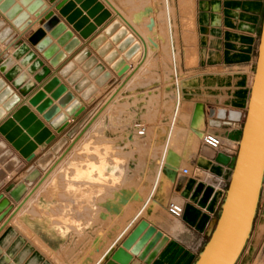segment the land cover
<instances>
[{
    "label": "crops",
    "instance_id": "0c3cea01",
    "mask_svg": "<svg viewBox=\"0 0 264 264\" xmlns=\"http://www.w3.org/2000/svg\"><path fill=\"white\" fill-rule=\"evenodd\" d=\"M42 1L46 5V10L42 12L38 18L29 14L28 17L31 24L21 33L0 13V19L4 20L6 25L9 26L16 35L8 46L5 47L0 43V58L3 55L10 57L15 51L13 48L14 44L17 41H22L28 46L29 51L34 53L35 59L42 63L41 69L32 73L27 72V68L31 63L25 65L27 68H20L19 74L22 73L26 75L24 84L31 82L33 85V88L26 96H22L18 89H15L11 83L6 81L4 76L0 74V78L6 82V86L10 87L13 95L17 96L19 99V102L14 105L12 109L9 111L4 109V116L0 119V124L6 119H9L18 108L27 106L30 112L55 135V138L48 145H37V149L33 152V160L27 163L18 152L4 140V137L0 135V142H3L6 149L10 150L13 156L17 157L21 164L24 165L17 173H15L14 170L11 173H5V177L2 180L4 188L8 186L14 188L29 171L37 169V160L40 159L44 153L48 152L57 141L66 139L67 144L55 155V159L49 167L45 171H40V178L38 181L43 178L40 183L37 184V181L35 183V185L37 184L36 186L33 185L28 187L27 192L21 199L22 201L27 195L24 202L20 203V201L16 203L10 200L12 209L0 222V239L8 228H12L18 236L22 237L26 243L33 247L34 251H39L38 253L45 261H48L50 264H57L56 261L51 259V256L59 257L60 255L54 253L48 245L46 246H48L51 252L47 253V251L40 248L37 242H44V244H46L45 241H61L67 236L68 226H84L85 224L98 226L100 224L99 214H94V209H99L100 206L98 200L97 202L94 200V194L100 189H104L105 186H102L99 181L103 180L106 176L119 177L125 175V164L128 159V155H126L128 153L122 152L119 156H116L105 152L106 148H115L114 145L116 142L112 140L123 137L127 139L128 145H132L135 140L138 142L147 140L148 131L157 133L154 131L153 127L148 128V130H146L145 127L147 131L145 138L138 136L136 132H134L133 136L129 133L124 135L123 132L130 129L124 122L127 120L130 122L129 114L133 112L135 114L133 122L143 123L145 126L140 116L143 110H145V86L141 85L144 84V79H148L150 76V71H147L149 67H154L157 62L164 65V63H166V61H164L165 58L172 56V42L169 40L167 30L168 22L165 21L162 10L159 11L151 0H140V5L136 7H134V3H136L137 0H98L104 8L110 12L111 17L102 25L96 27V30L87 39H82L78 33L72 29V26L58 14L55 6L62 0H54L52 3L50 0ZM15 4H17V1H15ZM215 5H218L217 9L214 8ZM78 8L79 5L76 4V9ZM21 10L25 12L24 8ZM48 12H52L53 15L57 16L60 23L66 26V30L72 33L73 38L79 41L78 47H76L72 53L68 54L65 51V47L68 43L58 45V39H50L51 44L56 46L58 52L65 56V60L57 68H53L49 64V61L42 57V54L37 52L25 38L27 32H34L41 28L44 16ZM194 13V32L198 41L196 43L197 55L194 58L195 62L192 71L187 73L197 72L200 76H197V78L194 76L192 80L188 78L185 97L188 102H193L195 104L189 114L181 113L179 115V119L186 125V128L180 127V129L184 131L192 129L195 132H201L202 130L203 133L215 135L222 145L221 154L232 158L236 155L238 149L243 119L250 94L264 13V0H195ZM84 14L85 12H83V15ZM113 21H118L120 25L128 31V34L141 46V57L139 61L137 63H134L132 60L128 61L127 66H129V70L121 76L113 73L110 67L105 64L103 58L99 57L96 51L89 46L90 42L98 35H102ZM89 22L92 23V19H89ZM150 22L154 23L150 24ZM45 36L50 37L48 32H45ZM110 39V37H105L106 42H110ZM116 48L117 46L112 44V49L116 50ZM83 49L88 50L90 56L96 59L97 64H101L105 71H109L112 74V78L109 82L102 88H97L96 93L92 95L93 101L90 104L83 101L80 95L73 91V87L68 85L65 79L58 75V70L68 62L73 63V58ZM156 53L158 54L156 55ZM122 56V53H119V57L121 58ZM190 60L192 59L188 61ZM18 64V61H14V66ZM83 64L84 63H74L75 71L80 72L83 78L88 79L90 86H95V81L89 79L88 73L82 71L81 66ZM136 66H138L137 70L131 75V72ZM43 68L48 70V74L37 78L39 72ZM142 74L145 76L141 77ZM52 78H57L60 85H63L67 92L84 107V111L77 118L68 116V126L60 134H56L49 124L42 119V116L35 111L34 107L28 104V99L37 91L42 90ZM191 81L193 82L191 83ZM115 82L119 83L113 86ZM49 96L50 94H46V98H49ZM168 102L169 101L163 102V108L166 112L168 111ZM52 103L56 105V101H52ZM119 104L125 108H119ZM156 104L157 97L152 96L150 101H148L147 112L144 115V118L151 122L155 119L156 110L154 106ZM2 106L3 105L0 104V109ZM211 110L213 111L212 116H210ZM220 110L239 112L241 114V119L239 122H229L227 119L220 120L217 117ZM59 111L60 114H65V109L60 108ZM198 111L202 113L203 122L201 128L195 130L192 127V121L195 114L199 113ZM122 113L124 114L122 115ZM87 114H90V117L84 122L83 126L76 132L73 138H68L67 134L71 132ZM116 125L120 126L117 128H120L122 135L116 137L111 134L112 137H108L107 132L105 134L104 130L111 126L115 127ZM121 126L124 127L121 128ZM85 131L86 133H84ZM29 139L30 142H32V138ZM121 142L124 144V140H120V143ZM73 144L72 150L67 153L66 151L69 150ZM91 144L92 146L90 149L93 150V153H96L95 151H101L103 156L102 159L109 163L99 164L101 158L96 154H92L89 159V161H91L89 171L80 168L70 172L64 170L63 166L73 155H76L77 160H79V151L88 148ZM182 153H185V155L181 157L178 167L171 168L172 172L175 173L174 175H170L172 177L171 180L167 178L168 174H165L163 171L164 168L168 166L162 165L160 181L155 190V193L162 192V183L164 181H170L169 191L173 200L169 202L183 203L184 211L180 219L172 218L167 212V205L169 202L165 206V211L172 220L177 221L179 224L176 222L168 223L164 220L163 217L165 213H163V211L161 215H155L156 220L154 221L161 226L147 219H143L150 226H153L157 231L161 232L163 236L168 238L167 243L151 264H194L205 245V238H207L211 232V225L219 215L225 196V185L228 184L230 179L231 170L228 166L216 162V157L219 153L214 152L202 144L195 154L196 157L192 159H189V151ZM82 155H84V153ZM59 157H61V159L53 166L54 162L56 159H59ZM137 157V160H145V157L141 154L137 155ZM165 158L166 157L163 158V163ZM115 160L124 163L122 168L119 169L118 174H116V172H114V174L111 172L110 162H114ZM186 162L188 163L187 167L181 166ZM107 165L108 168H106ZM3 166L4 165L0 163L1 171L3 170ZM50 166L53 167L51 168ZM182 169L188 170L190 176L178 178L177 174L180 173ZM204 174H210L221 179V187L214 189L212 186L198 181L192 176ZM4 188L0 191V194L3 193L4 196H7L4 193ZM260 198L259 200H261ZM56 206H58L60 210L61 208H65L66 210H64L63 213H56L54 210ZM73 208L78 210H74L68 215L65 214L66 211L72 210ZM107 208H109V206ZM84 209L86 211H84ZM157 209L158 203H153L149 211L154 210V213H156ZM85 212H87V214H85ZM140 221H142V219L137 221L130 228L129 232L120 242L114 244L106 258L100 264H104L110 258L113 252L121 246L122 242ZM83 236L84 233L81 234V237H78L77 241L83 240ZM88 237L91 238L90 236ZM91 241L93 244L97 242L98 245V249H95L93 257L101 256L106 243L99 245L100 239L98 234L92 237ZM7 249L0 246V258L3 256L7 257ZM14 259L15 256L8 258L9 264H13ZM129 264H144V262L137 257H133Z\"/></svg>",
    "mask_w": 264,
    "mask_h": 264
},
{
    "label": "water",
    "instance_id": "95a60500",
    "mask_svg": "<svg viewBox=\"0 0 264 264\" xmlns=\"http://www.w3.org/2000/svg\"><path fill=\"white\" fill-rule=\"evenodd\" d=\"M50 1L52 3L54 0ZM76 4L79 5L78 9ZM22 8L25 12H22ZM55 9L82 39H87L96 27L102 25L111 16L98 0H62L56 4ZM45 10L46 5L42 0H0V13L20 33L31 24L29 14L38 18ZM83 12H85L84 15ZM89 19H92V23ZM45 32H48L50 37H46ZM15 36L5 21L0 19V43L8 46ZM105 37H110V42H106ZM25 38L53 68H57L65 60V56L51 44V38L58 39V45L68 43L65 47L68 54L79 45V41L73 38L72 33L66 30V26L60 23L58 17L52 12L44 16L40 29L27 32ZM112 44L117 46L116 50L112 49ZM89 46L118 76L127 70L125 64L127 60L137 62L141 56L139 43L135 42V39L118 21H113L102 35H98L90 42ZM13 48L15 51L10 57L3 55L0 58V74L15 89H18L22 96H26L33 85L31 82L24 84L26 75L19 74L20 66H14V61L19 60L23 66L31 63L27 68L28 73L41 69L42 63L35 59L34 53L30 52L28 46L22 41H17ZM119 53L123 55L121 58ZM74 63H84L81 69L88 73L89 79L95 81V86H90L89 80L75 71ZM46 74L48 70L43 68L37 78ZM58 75L65 79L66 83L73 87V91L79 94L87 104L93 101L92 95L96 93L97 88H102L112 78V74L105 71L101 64H97L96 59L91 57L86 49L81 50L73 58V63L68 62L60 68ZM46 94H50L49 98H46ZM52 101H56V105H53ZM18 102V97L13 95L12 89L7 87L6 82L0 78V104L3 105L0 109V119L4 116V109L9 111ZM28 104L34 107L56 134H60L68 126V116L77 118L84 111V107L67 92L63 85H60L57 78H52L42 90L29 98ZM60 108L65 109V114H60ZM212 115L211 110L210 116ZM89 117L90 114H87L67 134L68 138H73ZM217 117L220 120L239 122L241 114L220 110ZM0 135L27 163L33 160V152L37 149V145H48L55 138V135L30 112L27 106L18 108L9 119L0 124ZM29 138H32V142ZM66 144V139L57 141L37 160V169L29 171L14 188H4L2 180L5 173L13 170L17 173L24 165L13 156L10 150L6 149L3 142H0V163L4 165L3 170H0V191L4 188V193L7 195L0 194V222L12 209L10 200L20 202L28 187L35 185L40 178V171H45L49 167L55 155ZM216 162L228 166L231 170L230 179L219 217L194 264H236L252 230L264 178V13L238 149L232 158L218 154ZM167 241L166 236L142 220L104 264H129L133 257H137L144 264H151ZM0 246L4 249L8 248L7 257H1L0 264H9L8 258L14 255L13 264H50L12 228L5 231L0 239Z\"/></svg>",
    "mask_w": 264,
    "mask_h": 264
},
{
    "label": "rangeland",
    "instance_id": "374dc122",
    "mask_svg": "<svg viewBox=\"0 0 264 264\" xmlns=\"http://www.w3.org/2000/svg\"><path fill=\"white\" fill-rule=\"evenodd\" d=\"M151 1L156 5L159 11L162 10L165 21L168 22L167 30L169 34V40L172 42V56L165 58L164 61H166V63H164V65H161L160 62H157L154 67H149L147 71H150V76L148 79H144V84L141 85L145 86V110H143L144 113L142 112L140 116L145 123L146 130H148V128L150 127H153L154 131H156L157 133L148 131L147 140L142 142H138L135 140V142L133 141L132 145H128L127 139H124L123 137L120 139L118 138L117 140H112L116 142L114 145L115 148H106L105 152L107 154L109 153L116 156H119L122 152L128 153L126 154L128 155V159L125 164V175L119 177L106 176L103 180L99 181L102 186H105L104 189H100L97 193L94 194V200L96 202L98 200L100 205L99 209H94V214H99V218L101 221L100 224L98 226L87 224H85L84 226H68L67 236H65L61 241H45L46 244H44V242H37L38 245H40V248L47 251V253L51 252V250H49L48 248L49 246L54 253L60 255L59 257L51 256V259L53 261H56L57 264H100L106 258L108 252L114 246V244L120 242L129 232L130 228L140 219H147L148 221L161 226L154 221L156 220L155 215H161L162 211L163 213H165L163 217L164 220H166L168 223H178L177 221L172 220L165 211L166 204L169 201L173 200L169 191L170 181H164L162 183V192L155 193V190L158 187L160 181L163 158L166 157L168 153H174V155L177 157L176 161L178 162L177 159H181V157L185 155V153L182 152L185 151H189L188 155H191L189 159L196 157L195 154L201 147V139L204 134L202 130L201 132H195L192 129H189L187 131L181 130L180 127L186 128V125H184V123L179 119V115L181 113L189 114L195 104L193 102H188L185 97L188 78H191L192 80L194 76L195 78H197V76H200L197 72L187 73L192 71V67L194 66L195 62L194 58L197 55L196 43L198 41L197 36L194 32L195 0H193L192 10L190 8V11L181 6L180 0ZM140 3L141 1L137 0V2L134 3V7L139 6ZM181 10L182 14H188L189 11L190 15L185 14L183 15L184 18H182L183 16L180 13ZM184 20L185 22L190 21V26L186 25L187 22H184L183 24ZM190 28L192 30H190L189 32L188 29ZM185 37L187 38L185 39ZM190 48L194 49L192 50L194 51V57L192 60L186 61L187 59L185 57V51ZM157 54L158 53H156V55ZM137 68L138 66L133 69L131 75L134 74V71H136ZM144 76V74L141 75V77ZM192 82L193 81H191V83ZM118 83L119 82H115L113 86L118 85ZM152 96L157 97V104L154 106V109L156 110L155 119L151 122L144 118V115L147 112L148 101H150V98ZM166 101H169L167 103V112L163 108V102ZM119 105V108H125L121 104ZM123 114L124 113H122V115ZM129 116L130 122L129 120H127L124 122V124L126 126H129L130 129L126 130L123 133L124 135L126 133H129L133 136L135 132L133 122V120L135 119V114L131 112ZM202 122L196 123L193 118V129H200ZM117 127L120 126L116 125L115 127L111 126L109 128H106L104 130V133L106 134L107 132L108 137H112V135H115L116 137L121 136L122 132H120V128ZM122 127L124 126H121V128ZM86 131L84 133H86ZM142 137L145 138L146 136ZM120 140H124V144H122V142L120 143ZM74 144L70 147L69 150L66 151L67 153L72 150ZM91 146L92 144L88 148L79 151V160H77L76 155H73L71 159H69V161H67V163H65V165L63 166L64 170L70 172L72 170L80 168L89 171V165L91 163L89 159L91 158L92 154H96L97 156H99V158H101L99 164L102 165L104 163H109L102 159L103 156L101 154V151H95L96 153H93V150L90 149ZM83 153L84 155H82ZM139 154L145 157V160H137V155ZM60 159L61 157H59V159H56L53 166ZM164 162L167 165L169 164V162L166 161V158ZM110 163V167L112 170L111 172L113 174L114 172L118 174L119 169L122 168L124 164L123 162L117 160ZM181 166L187 167L188 163L186 162ZM106 168H108V165L106 166ZM42 179L43 178H41L37 182V184L40 183ZM260 194L261 200H259L258 202L250 236L236 264H264V181ZM26 198L27 195L20 203L24 202ZM153 203H158V209L156 213H154V210L149 211ZM108 206L109 208H107ZM54 210L56 213H63L66 209L61 208L60 210L59 207L56 206ZM74 210L78 209L73 208L72 210L66 211L65 214L68 215ZM84 211L86 210L84 209ZM85 214H87V212H85ZM82 233H84L83 240H80L78 242L77 239L79 236L81 237ZM97 234L99 235L100 239L99 245L106 243V246L101 256L93 257L95 249H98V245L97 242H94L93 244L91 238ZM88 236H90L91 238H89ZM209 236L205 238L206 241Z\"/></svg>",
    "mask_w": 264,
    "mask_h": 264
},
{
    "label": "built area",
    "instance_id": "2783aa9c",
    "mask_svg": "<svg viewBox=\"0 0 264 264\" xmlns=\"http://www.w3.org/2000/svg\"><path fill=\"white\" fill-rule=\"evenodd\" d=\"M135 132L138 136H143L145 132V126L143 123H134ZM201 144L211 150H213L216 153L221 154L222 151V145L220 143V140L211 133H204L201 139ZM179 177H187L190 176V173L186 169H182L180 173L177 174ZM195 179L198 181H202L205 184H208L212 186L214 189H218L222 185L221 179L212 176L210 174H204V175H192ZM227 185H225V191L227 189ZM184 211V204L183 203H176V202H169L167 205V212L168 214L175 219H180L183 215ZM217 220V219H216ZM216 220H214L213 224L211 225V232L214 228V225L216 223ZM210 232V233H211ZM210 235V234H209Z\"/></svg>",
    "mask_w": 264,
    "mask_h": 264
},
{
    "label": "bare ground",
    "instance_id": "6f19581e",
    "mask_svg": "<svg viewBox=\"0 0 264 264\" xmlns=\"http://www.w3.org/2000/svg\"><path fill=\"white\" fill-rule=\"evenodd\" d=\"M206 1V0H205ZM201 2V1H200ZM180 3H181V6L182 7H184V8H186L187 10H189L190 11V8H191V10H192V5H193V0H180ZM214 8L215 9H217L218 8V5H215L214 6ZM153 9V8H152ZM221 9V8H220ZM223 10V9H222ZM189 11H188V14H189ZM182 12V10L180 11V13ZM187 12V11H186ZM219 12V11H218ZM220 13V12H219ZM182 14V13H181ZM185 14H187V13H185ZM185 14H182V16L183 15H185ZM187 14V15H188ZM195 14V13H194ZM217 14V13H216ZM190 15V14H189ZM181 16V17H182ZM210 16V15H209ZM222 16V15H221ZM111 17V16H110ZM189 17V16H188ZM191 17V16H190ZM182 18H184V16L182 17ZM137 19V18H136ZM151 20V19H150ZM195 20V19H194ZM137 21V20H136ZM144 21V20H143ZM138 22V21H137ZM184 22H185V20L183 21V24H184ZM187 22V21H186ZM185 22V23H186ZM216 22H218V21H216ZM152 22H150V24H151ZM154 23V22H153ZM152 23V24H153ZM212 23V22H211ZM157 24V23H156ZM190 21L189 22H187V26H190ZM184 26V25H183ZM185 30V29H184ZM189 30V32H190V30H192L191 28L190 29H188ZM192 32V31H191ZM209 32V31H208ZM188 34V33H187ZM222 34V33H221ZM191 35V34H190ZM195 36V35H194ZM223 37V36H222ZM187 37H185V39H186ZM189 38V37H188ZM195 38V37H194ZM217 38V37H216ZM184 39V40H185ZM191 39H192V37H191ZM136 42V41H135ZM187 42V41H186ZM194 42V41H193ZM150 43H151V40H150ZM192 43V42H191ZM153 45V44H152ZM194 45V44H193ZM139 46H140V44H139ZM6 47V46H5ZM189 47V46H188ZM191 47V46H190ZM11 48V47H10ZM9 48V49H10ZM8 49V50H9ZM7 50V51H8ZM31 50V49H30ZM192 50H194V49H188L187 51H185L186 53H185V57H186V61H188L189 59H193V57H194V51H192ZM12 51V50H11ZM140 51H141V46H140ZM141 57V56H140ZM15 61H18V65L20 66V68L21 69H23V68H27V66H23V65H21L20 64V61L19 60H15ZM128 61H131V60H127L126 62H125V64H126V66H127V62ZM139 61V60H138ZM137 61V62H138ZM137 62H134V63H137ZM129 70V66H127V70L124 72V74L127 72ZM22 74V73H21ZM29 75V74H28ZM48 76V75H47ZM36 87V86H35ZM35 89V88H34ZM83 106V105H82ZM199 112V111H198ZM194 121L197 123H201L202 121H203V117H202V113L201 112H199L198 114L196 113L195 114V117H194ZM195 125V124H194ZM145 134H146V130H145V132H144V135L143 136H145ZM43 145V144H42ZM191 156V155H190ZM176 156L174 155V153H168L167 154V156H166V161L167 162H169V164L167 165L165 162L163 163L164 164V166L166 165V166H168L167 168H164V173L165 174H168V176H167V178L169 179V180H171L172 179V177L170 176V175H174L175 173L174 172H172V170H171V168H176V167H178V162L180 161V159H177L178 160V162L176 161ZM177 162V163H176ZM47 191V190H46ZM34 200V199H33ZM26 214V213H25ZM21 215V214H20ZM18 227H20V226H18ZM27 234V233H26ZM29 237V236H28ZM39 252V251H38ZM15 256V255H14ZM89 260V259H88ZM92 262H93V260H92Z\"/></svg>",
    "mask_w": 264,
    "mask_h": 264
},
{
    "label": "trees",
    "instance_id": "16d2710c",
    "mask_svg": "<svg viewBox=\"0 0 264 264\" xmlns=\"http://www.w3.org/2000/svg\"><path fill=\"white\" fill-rule=\"evenodd\" d=\"M263 181H264V178H263ZM224 197H225V196H224ZM219 214H220V212H219ZM218 217H219V215H218ZM218 217H217V219H218ZM216 221H217V220H216ZM214 226H215V225H214ZM208 239H209V238H208ZM208 239H207V241H208ZM207 241H206V242H207ZM203 247H204V246H203ZM202 249H203V248H202ZM197 259H198V257L196 258V260H197ZM196 260H195V262H196ZM195 262H194V263H195Z\"/></svg>",
    "mask_w": 264,
    "mask_h": 264
}]
</instances>
